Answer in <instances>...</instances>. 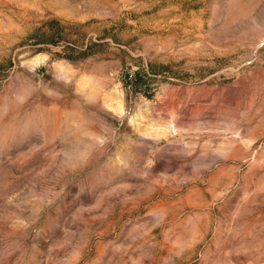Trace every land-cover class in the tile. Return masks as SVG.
Instances as JSON below:
<instances>
[{
	"label": "rangeland",
	"instance_id": "obj_1",
	"mask_svg": "<svg viewBox=\"0 0 264 264\" xmlns=\"http://www.w3.org/2000/svg\"><path fill=\"white\" fill-rule=\"evenodd\" d=\"M0 264H264V0H0Z\"/></svg>",
	"mask_w": 264,
	"mask_h": 264
}]
</instances>
